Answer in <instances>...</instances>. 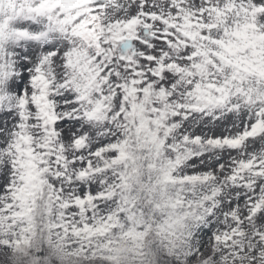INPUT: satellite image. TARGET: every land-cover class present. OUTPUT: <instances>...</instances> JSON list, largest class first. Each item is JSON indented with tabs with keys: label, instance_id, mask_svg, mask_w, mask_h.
Instances as JSON below:
<instances>
[{
	"label": "snow or ice",
	"instance_id": "1",
	"mask_svg": "<svg viewBox=\"0 0 264 264\" xmlns=\"http://www.w3.org/2000/svg\"><path fill=\"white\" fill-rule=\"evenodd\" d=\"M0 264H264V0H0Z\"/></svg>",
	"mask_w": 264,
	"mask_h": 264
}]
</instances>
